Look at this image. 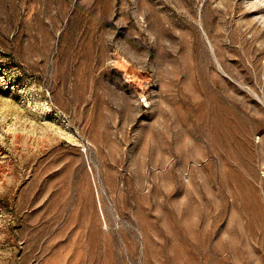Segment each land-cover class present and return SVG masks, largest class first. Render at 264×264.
I'll return each instance as SVG.
<instances>
[{"label": "rangeland", "instance_id": "rangeland-1", "mask_svg": "<svg viewBox=\"0 0 264 264\" xmlns=\"http://www.w3.org/2000/svg\"><path fill=\"white\" fill-rule=\"evenodd\" d=\"M0 264H264V0H0Z\"/></svg>", "mask_w": 264, "mask_h": 264}]
</instances>
